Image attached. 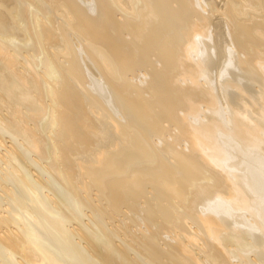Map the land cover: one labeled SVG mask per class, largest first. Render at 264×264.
Here are the masks:
<instances>
[{"label": "bare ground", "instance_id": "6f19581e", "mask_svg": "<svg viewBox=\"0 0 264 264\" xmlns=\"http://www.w3.org/2000/svg\"><path fill=\"white\" fill-rule=\"evenodd\" d=\"M0 264H264V0H0Z\"/></svg>", "mask_w": 264, "mask_h": 264}, {"label": "rangeland", "instance_id": "374dc122", "mask_svg": "<svg viewBox=\"0 0 264 264\" xmlns=\"http://www.w3.org/2000/svg\"><path fill=\"white\" fill-rule=\"evenodd\" d=\"M218 1H220V0H218ZM215 16H216V17H214V21L216 22V21H218V18L220 19L221 15L218 14V15H215ZM218 16H220V17H218ZM216 19H217V20H216ZM17 43H18V44H20V43L22 44V43H24V42H23L22 40L19 39V40H17ZM32 49H33V47H31V46H29L28 48H24V53H25V54L27 53L28 55H29V54L31 55L32 53H34V51H33ZM27 50H28V51H27ZM26 51H27V52H26ZM33 56H35V55H33ZM35 58L37 59V56H35ZM232 69H233L234 72H235V70L237 71L236 68H232ZM232 69H231V70H232ZM245 83H247V82H245ZM245 83H244V84H245ZM246 85H247V84H246ZM247 86H248V87L250 88V90H252V91H254V89H255V90H258V89H256L257 87H255V86H252V85L249 86V84H248ZM251 88H252V89H251ZM253 88H254V89H253ZM7 140H9V139H7ZM30 168H31V170H33L32 173H35V174L37 173L36 175L33 176L34 179H40V180H43V181H44V179H45L47 182H46V181H44V182L48 183V181H50L49 183H50V184H51V183L53 184V185L51 184L50 186H49V184H48L49 187L54 186V187H53L54 189L51 188V190L53 189L51 192H49L50 190H49L48 188H47L48 190L45 189V192H46L49 196L54 197V198H57V197H55L56 194L53 195V193H58V194H60V196L57 194V195H58V198H60L61 200H64V199H65V198H63L64 196H65V197L68 196V191H67L66 189H64V187H63L62 185L59 186V185H58V182H57L56 179H55V177H51V176H50V175H51L50 173L48 174V173L45 172L43 169H42V171H41V168H40V170H39L38 167H36V166L33 167L32 164H31ZM37 168H38V169H37ZM40 174H41V175H40ZM37 175H38V176H37ZM40 176H41L42 178H41ZM53 178H54V179H53ZM54 184H55L56 186H55ZM61 186H62V187H61ZM46 190H47L48 192H47ZM51 193H52V194H51ZM82 193H83V192H82ZM52 195H53V196H52ZM82 195H84V193H83ZM84 212L88 213L89 210L87 209V210H85ZM84 212H83V213H84ZM88 214H89V213H88ZM81 215H82V214H81ZM76 220H77V219H76ZM76 220L73 221V222H71L70 225L73 226V227H74V226H76V227H80V225H81V224H79L80 222H78V221H76ZM83 221H85V223H87V222H89L90 220H89L88 217H84V220H83ZM117 221H118V219H115V222H113V223H114L115 225H118V222H117ZM76 222H77V223H76ZM110 223H112V222H109V224H110ZM113 223H112V224H113ZM72 224H73V225H72ZM110 225H111V224H110ZM112 226H113V225H112ZM110 227H111V226H110ZM118 232H119V231H118ZM119 234H120V233H119ZM122 234H123V232H121V235H122ZM117 240H118V239H117Z\"/></svg>", "mask_w": 264, "mask_h": 264}]
</instances>
